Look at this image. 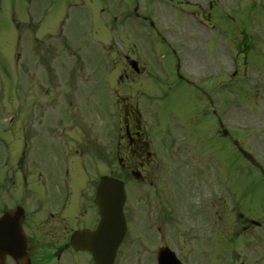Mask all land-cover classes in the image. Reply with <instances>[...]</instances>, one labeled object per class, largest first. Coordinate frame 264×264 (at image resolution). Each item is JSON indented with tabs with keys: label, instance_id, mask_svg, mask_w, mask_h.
Masks as SVG:
<instances>
[{
	"label": "flooded vegetation",
	"instance_id": "af4514ba",
	"mask_svg": "<svg viewBox=\"0 0 264 264\" xmlns=\"http://www.w3.org/2000/svg\"><path fill=\"white\" fill-rule=\"evenodd\" d=\"M28 1L30 10L35 4L38 9L44 7L43 2ZM256 6L264 8L259 0ZM35 19L32 14L33 29L41 25ZM60 25V33L50 37L47 44L38 41L36 32L32 39L22 30L18 36L16 47L23 48L28 58L13 78V103L0 97V214L18 208L17 219L22 220L32 264L38 258L51 264H93L90 253L77 251L71 245V237L75 230L94 229L100 221L94 196L101 175V135L90 138L86 126L69 124V101L73 98L70 88L76 83L69 76L68 63L57 60L56 53L58 47H72L70 36L81 41L83 33L79 32L81 26L76 29L79 33L72 34L64 22ZM29 40H36L40 47ZM42 47H50V51L36 53ZM181 81L189 84L186 77ZM183 102L187 107L191 105L187 98ZM138 106L139 103H125L121 131L117 135L113 129V135L109 134L107 157L112 168L107 173L120 172L127 181L128 222L140 214L141 244L152 246L154 264L158 254L166 257L172 254L170 250L182 259L201 257L206 264H213L217 256L230 264H264V206H240L236 236L232 240L229 237V205L224 204L228 196L226 144L193 145L194 139L151 140ZM202 110L201 107L200 113ZM71 128L82 135L75 148L69 137ZM189 133L199 137L196 129L190 128ZM193 151L219 156L218 160L205 158L204 164L194 169L204 187L200 185L203 182L195 187L190 182ZM170 152L175 162L165 174L162 164L169 160H162ZM255 166L264 176L260 164ZM213 168L215 176L222 180L220 185L216 182V189L212 183ZM136 176L146 187L137 188L131 183ZM214 191L220 192L219 203L213 200ZM231 206L235 211L237 203ZM8 264H15L10 257Z\"/></svg>",
	"mask_w": 264,
	"mask_h": 264
},
{
	"label": "rangeland",
	"instance_id": "374dc122",
	"mask_svg": "<svg viewBox=\"0 0 264 264\" xmlns=\"http://www.w3.org/2000/svg\"><path fill=\"white\" fill-rule=\"evenodd\" d=\"M259 1L264 4V0ZM35 2H43V9H38L35 4L30 10L28 0H0V97L4 100L9 98L10 104L13 103L12 95L2 96L3 92H6V82L15 77L22 61L28 58L24 49L16 47L20 30L29 34L31 39L36 34L38 41L44 40L46 44L52 39L50 37L60 33L62 22L67 26L68 33H85L81 40V48L69 47L68 50H61V47H58L56 59L59 61L64 59L68 63L69 75L74 78L77 85L74 96L79 93L81 86L82 89L88 88L84 90L85 93L81 92V97L78 96L73 101L71 108L78 113L80 126H86L90 130L85 133L86 135H90V138L101 135L100 171L103 172L112 168L107 157V150L109 151L111 144H107L104 149L106 139L103 140L104 142L102 139L104 130L112 128L115 123L109 122L105 114L108 100H114V95L109 91L113 84L106 74L107 69L103 66L100 70V82L98 77L96 79L99 87L94 89L92 82L95 81L99 69L93 71V67L100 63L108 65L109 52L116 69V72L112 71L113 77L116 78L114 84L116 94L122 99V104L129 102L135 104L145 96L139 88L145 87V83L149 80L148 76L151 75L146 70L150 56L155 55L151 59L156 63V59L164 54L165 47L180 48L183 69L192 76V80H196L197 86L190 87L178 82L169 87L165 83L166 96L156 89L150 97L149 108L152 116L144 108H138V111L142 115L141 121L148 125L150 130L156 134L163 131L162 136L165 140L179 139L180 132H174L173 125L170 124L174 120V115L180 117L179 122L190 123V120L184 118V116L188 118L190 112L186 111L189 107L183 99L190 100L193 108L189 109L195 113L199 105L206 101L203 95L205 91L210 93L214 106L218 108L225 126L230 130L229 136L216 134L214 124L216 118L209 113L202 118L203 122H198L197 117L196 121L193 120V127L203 132L200 133L204 136L201 139L206 142L200 140V134L199 137L192 139L195 140L193 145L209 146L213 145L212 142H223L227 147L228 160L237 162L232 167L229 166L227 175L229 180L235 177L233 186L230 183L232 190L239 189L236 210L232 211L234 207L231 205L236 204L230 195L224 199V204L229 205L227 215H229V237L232 240L237 232L239 204L251 207H260L264 204V176L231 143L232 139H239L254 153L260 163L261 160L264 162V8L256 6V0H35ZM32 14L36 18L35 21L41 24L36 29H33ZM151 23L155 26L153 27ZM79 26L81 30L77 32ZM93 28L95 32L91 33L90 30ZM73 41L78 42L75 37ZM31 44L40 47V43H36V40H32ZM157 47L161 49L158 50ZM40 49L42 50H37L36 53L50 51V47ZM80 51L85 56L78 59L77 55ZM130 52H134L135 57L140 60L141 67H144L143 74L137 75L130 69L129 59L126 60V57L131 55ZM19 53H22L20 57ZM29 55L32 57L31 51ZM80 60L83 61L82 67L75 64L77 62L81 64ZM173 69L175 66L169 68L170 71ZM126 74L129 76L128 79H124ZM152 74L156 76L154 70ZM91 93H96L100 99L99 115L96 107L94 110L98 100L95 96L92 98ZM204 106L207 107L208 103L206 102ZM83 108L88 112L83 111ZM119 111L122 110L117 107V115ZM117 115L115 121L118 120ZM157 115L161 119L159 127L155 125ZM68 117L69 123L75 122L72 112ZM162 118L166 119L165 129ZM178 127L180 126H175V130H178ZM208 133L211 141L206 138ZM69 137L73 148L77 147L76 141L82 140V135L76 131V128H71ZM153 138L159 139L154 136ZM206 153L207 151H204L203 155H198L193 151L195 159L193 158L191 165L204 164L205 158L207 160L210 157L215 160L219 158L213 153V155ZM172 154V152L168 153V158L162 160L163 162L169 160L165 165L162 164L165 174L169 167L174 165ZM262 164L264 166V163ZM188 173L194 187L203 182L200 176L199 178L195 176L194 170L190 169ZM197 174L199 175V171ZM184 178L186 180L187 176L185 175ZM212 183L213 188L216 189L215 176L212 178ZM200 185L204 187V182ZM136 186L144 187L143 184ZM154 193L155 191H152V194ZM229 193L231 194L230 191ZM140 220L139 213L132 219L117 264H154L152 246L141 244L143 227ZM183 227L186 226L182 223L181 228L184 229ZM184 234L183 230L182 235ZM228 245L232 251L234 246L230 242ZM221 259L217 256L212 262L230 264L229 260L225 263V260ZM184 264H206V260L201 257L185 258Z\"/></svg>",
	"mask_w": 264,
	"mask_h": 264
},
{
	"label": "water",
	"instance_id": "95a60500",
	"mask_svg": "<svg viewBox=\"0 0 264 264\" xmlns=\"http://www.w3.org/2000/svg\"><path fill=\"white\" fill-rule=\"evenodd\" d=\"M224 132L228 133L227 130ZM239 147L246 156L255 162L251 153L240 145ZM125 198L123 180L108 175L102 176L96 196V203L100 207L102 216L100 224L96 230H78L72 236V244L76 248L90 250L98 264H113L117 249L124 238L126 233V221L123 213ZM16 242L11 244L8 252L13 254L19 264H25L23 244L18 240ZM3 261L4 259L1 258L0 264H3Z\"/></svg>",
	"mask_w": 264,
	"mask_h": 264
}]
</instances>
